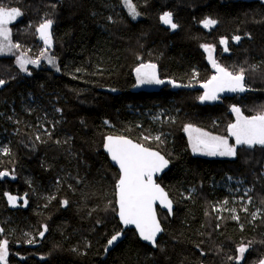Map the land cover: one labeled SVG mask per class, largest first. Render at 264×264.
I'll return each mask as SVG.
<instances>
[{
  "label": "trees",
  "instance_id": "obj_1",
  "mask_svg": "<svg viewBox=\"0 0 264 264\" xmlns=\"http://www.w3.org/2000/svg\"><path fill=\"white\" fill-rule=\"evenodd\" d=\"M131 3L135 19L124 0H0V7L22 13L9 25L10 43L19 47L0 55L6 85L0 91V173H7L0 176V244L8 240V264H264V147H237L228 161L200 157L186 131L226 136L233 104L250 117L264 113V3ZM164 13H171L175 29L161 25ZM206 19L216 23L205 27ZM47 20L53 21L50 45L37 31ZM236 36L240 40L233 43ZM205 44L216 51L220 67L235 74L243 69L248 92L215 103L200 99L202 85L215 75ZM21 57L38 64L21 70ZM141 64L156 65L160 88L135 90ZM159 113L167 115L155 120ZM148 128L174 139L167 148L148 145L171 163L158 183L173 200L174 213L158 209L163 234L157 249L132 229L108 252L122 226L120 175L104 141L118 135L140 143L139 133ZM229 175L246 177L253 186L255 206L262 209L253 224L244 218L241 227L213 214V202L229 201L226 190L213 185ZM9 196L19 199L13 207ZM29 232L35 245L25 242Z\"/></svg>",
  "mask_w": 264,
  "mask_h": 264
},
{
  "label": "snow or ice",
  "instance_id": "obj_2",
  "mask_svg": "<svg viewBox=\"0 0 264 264\" xmlns=\"http://www.w3.org/2000/svg\"><path fill=\"white\" fill-rule=\"evenodd\" d=\"M128 7L129 13L135 18L139 15L135 6L132 5L131 0H124ZM22 13L17 8L5 9L0 7V37L7 44H0V53H3L5 48L19 47V45H11L10 30L7 28L8 23L20 16ZM164 24L170 25L175 29L177 25L173 22L171 13H164L161 16ZM53 21L47 20L40 24L37 29L41 39L45 44L50 45L51 36L49 29ZM216 21L206 19L203 21L205 27L214 25ZM237 42L240 40L239 36L234 37ZM221 44H226V40H221ZM206 52L209 53V60L216 69L217 75H214L211 80L207 81L202 87L208 89L204 96L200 99L214 100L218 91H244L243 84L244 74L243 69L239 74L229 72L223 67L216 64L212 59L213 48L210 45H201ZM227 51V48H225ZM48 62L54 64L53 58H49ZM26 63L38 64V61H25L22 57L19 59V66L21 70H25ZM137 80L140 84H160L163 83L156 75L155 64H141L136 68ZM3 81H0L2 84ZM237 114V122L229 125L228 133L235 138V144L253 148L257 145L264 147V113L253 117H244L240 115L239 109H232ZM186 131H196L190 128ZM159 139V137H157ZM107 151L111 154V159L115 161L120 168L121 175L117 183L118 189V215L124 225H135L139 230L140 237L156 246V235L162 231L159 222L156 219V214L153 208L154 203L159 200L165 207L171 209V201L167 199L163 189L153 181V175L161 171L168 165V161L158 152L150 150L138 143H133L129 139L123 137H107V144L105 145ZM193 151H204L207 155L220 156H234L236 154L235 146L229 145L226 138L220 136H211L206 132H200L192 144ZM206 150V151H205ZM7 175V173H0V176ZM9 200L13 203L15 198L9 196ZM42 235V233H41ZM118 239L114 235L108 244L111 245ZM7 241L0 244V260H3L7 251ZM239 251L243 253L244 248Z\"/></svg>",
  "mask_w": 264,
  "mask_h": 264
},
{
  "label": "rangeland",
  "instance_id": "obj_3",
  "mask_svg": "<svg viewBox=\"0 0 264 264\" xmlns=\"http://www.w3.org/2000/svg\"><path fill=\"white\" fill-rule=\"evenodd\" d=\"M260 2L264 3V0H259ZM128 10V7H126ZM129 11V10H128ZM21 18V15L12 20L10 23H8L7 28L9 29V25L15 23ZM137 18V17H135ZM134 18V19H135ZM10 30V29H9ZM9 42L3 41V38L0 37V44H7ZM224 48H228V44H222ZM213 48V47H212ZM11 47L5 48L3 53H0V55H5L8 54L10 51ZM204 50V48H203ZM207 61L209 65L213 67L212 62L209 60V53L204 50ZM43 52L41 51V55ZM38 58V56L35 57V59ZM212 59L215 60L216 64H218L217 59H216V51L213 48L212 51ZM219 65V64H218ZM215 75H217L216 69L214 68ZM136 78L137 74L135 72ZM156 75L158 77L157 69H156ZM159 78V77H158ZM163 83L160 84H140L139 81L137 80V85L135 87V90H156L162 86ZM208 91V89L204 88V95ZM203 95V96H204ZM34 101V102H33ZM219 101V97L216 96V99L214 100H203L205 103H215ZM46 102V101H45ZM29 103H32L33 105L36 104L35 100L29 101ZM55 106H51L50 108L53 109ZM48 114V113H47ZM167 114H153V117L155 120H161L162 117L164 118ZM167 120V119H166ZM47 121V120H46ZM192 133V132H191ZM138 135V134H137ZM198 136L197 133H192L191 138H190V145L192 146L193 141L195 138ZM159 137V139H157ZM139 142L141 145L147 146L148 145H158L159 147H166L171 146L174 142L173 137H170V134L166 132L163 129L159 128H151V129H146L142 132L139 133ZM3 150V154L8 152L6 150V145H1ZM193 150V147H192ZM198 155V153H197ZM7 156V155H5ZM261 175L264 177V168H262ZM234 178L232 181H229V179L226 178V180H218L216 181L218 185H213L214 182H212L213 188H223L226 190V193L228 195V200L229 201H224L221 203L218 202H213L212 203V211L214 215H217L216 217L218 218L217 220L222 219L223 217H228L229 219H232L234 222L238 223L241 227H243V220L244 218L249 219L251 223L253 224L256 219L261 216L262 214V209H258L255 206V199L253 197V186L249 183L248 179L245 177H239L238 175H232ZM238 176V177H237ZM11 179L15 180V176L10 175ZM234 180H237L238 182H233ZM231 186H233V190H231ZM244 216V217H242ZM2 241H7V239H3ZM26 244L30 245H35L36 244V236L34 232H29L27 234V238L25 240ZM3 244V242H2ZM7 251L5 258L3 260H0V264H8V259L10 257L9 251H8V243H7ZM245 249V251L240 255V257L245 256L246 252V247H242Z\"/></svg>",
  "mask_w": 264,
  "mask_h": 264
},
{
  "label": "water",
  "instance_id": "obj_4",
  "mask_svg": "<svg viewBox=\"0 0 264 264\" xmlns=\"http://www.w3.org/2000/svg\"><path fill=\"white\" fill-rule=\"evenodd\" d=\"M172 19H173V18H172ZM161 23H162L163 26H166V24H164V23L162 22V20H161ZM5 86H6L5 83L0 84V91H2V90L5 88ZM202 89H204V87H203ZM246 91H247V90L245 89L243 92H246ZM233 108H236V107H232V108H231V110L229 111L230 114H233V113H234V111L232 110ZM107 137H113V138L123 137V138H125V139H129V140H131L133 143H138L137 141H134L133 139H131V138H129V137H124V136L109 135V136H107ZM107 137L105 138V141H104V148H103V149H104V152H105V154L108 156L111 165H112L114 168L118 169V171H119V175H121V171H120L119 165H118L115 161H113V160L111 159V154L107 151V149H106V147H105V145L107 144ZM138 144H140V143H138ZM143 146H144V145H143ZM145 147H146V146H145ZM148 148H149V147H148ZM149 149L152 150V151L158 152L160 155H162V156L168 161V165H167L166 167H164L161 171H159V172H157V173H155V174L153 175V181H154L156 184H158V185L160 186V188L163 189L164 193H165L166 196H167V199H168L169 201H171V209L165 207L163 204L160 203L159 200H157V201L154 203V205H153V208H154V211H155V214H156V219H157V221L159 222L160 227H161V229H162V231H160V232L157 233V235H156V246H153L152 243L149 242V241H145V240H143V239L140 237V235H139V230L135 227V225H124L123 222L120 220V217H119V215H118V212H119V205H118V189H117V188H116V205H117V218H118V220H119V222H120V224H121V226H122V232H125V231H127V230H132V229L135 230V232H136L138 238L140 239V241H141L143 244H145V245H147V246H149V247H151L152 249L155 250V249H157V242H158V240L160 239L161 235L163 234V226H162L161 221H160V219H159L158 209H160V210H162V211L168 213L170 216H172L173 213H174L175 204H174L173 200L170 198L168 192L163 188V186H162L161 184L158 183V180H160V179L163 177V175L166 174V173L169 171L170 166H171V163H170V161H169V160H168V159H167V158H166L161 152H159L158 150L151 149V148H149ZM119 178H120V176H119ZM117 183H118V182H117ZM117 236H118V239H117L116 241H114L111 245L108 244V246H107V250H108V252L112 251V250H113V249H114V248H115V247H116V246H117V245L123 240V233H119Z\"/></svg>",
  "mask_w": 264,
  "mask_h": 264
},
{
  "label": "flooded vegetation",
  "instance_id": "obj_5",
  "mask_svg": "<svg viewBox=\"0 0 264 264\" xmlns=\"http://www.w3.org/2000/svg\"><path fill=\"white\" fill-rule=\"evenodd\" d=\"M233 43H236V40H234ZM225 48H226V47H225ZM225 48H224V49H225ZM225 51H226V50H225ZM246 92H248V91H246ZM244 93H245V92H244ZM226 95H237L238 97H241V96L243 95V93H241V91H228V90L218 91V92L216 93V96L219 97V100L222 99V98H224ZM232 107L239 108V106H237V104H233ZM239 112H240V115H241V116L249 117V118H250V116L245 115V114L242 112V110H241L240 108H239ZM231 117H232V120H231V122H230L229 125L234 124V123L237 122V114H236V112L233 113V114H231ZM190 129H191V128H190ZM192 130H194V129H192ZM191 132H192V133H197L198 135H199V133H200V131H199V132L191 131ZM191 132H190V131H187V134H188L189 139L191 138V134H192ZM227 132H228V131H227ZM209 135H211V136H220V137L226 138V139L228 140L229 145L235 146V148L241 146V145H236V144H235V138L232 137V136H230L229 133H227L226 136L214 135V134H211V133H209ZM205 151H206V150H205ZM197 153H198V155H199L200 157L214 158V159H219V160H221V161H228V160L230 159V156H220V155H215V156H213V155H207V154H205L204 151H196V152L193 151V154L197 155ZM198 155H197V156H198ZM18 202H19V199H18V198H15V202L13 203V202L11 201L10 203H11V205H12V207H13V205L17 204ZM44 234H45V233H44ZM44 234H43V236H44Z\"/></svg>",
  "mask_w": 264,
  "mask_h": 264
},
{
  "label": "bare ground",
  "instance_id": "obj_6",
  "mask_svg": "<svg viewBox=\"0 0 264 264\" xmlns=\"http://www.w3.org/2000/svg\"><path fill=\"white\" fill-rule=\"evenodd\" d=\"M160 21H161V19H160ZM173 22H174V19H173ZM161 25H162V23H161ZM162 26H163V25H162ZM164 27H166V28H170L171 26L166 24V26H164ZM246 90L248 91V89H246ZM237 109H239V108H237ZM234 113H235V112H234ZM227 179H229V181H232V180H233L231 175H229V176L227 177ZM236 182H238V181H236ZM122 233H124V232H122Z\"/></svg>",
  "mask_w": 264,
  "mask_h": 264
}]
</instances>
